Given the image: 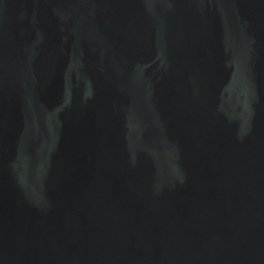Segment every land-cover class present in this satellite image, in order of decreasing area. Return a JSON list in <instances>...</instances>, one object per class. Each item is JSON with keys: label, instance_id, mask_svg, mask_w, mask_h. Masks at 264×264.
Here are the masks:
<instances>
[{"label": "water", "instance_id": "95a60500", "mask_svg": "<svg viewBox=\"0 0 264 264\" xmlns=\"http://www.w3.org/2000/svg\"><path fill=\"white\" fill-rule=\"evenodd\" d=\"M0 264H264V0H0Z\"/></svg>", "mask_w": 264, "mask_h": 264}]
</instances>
